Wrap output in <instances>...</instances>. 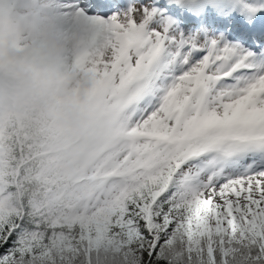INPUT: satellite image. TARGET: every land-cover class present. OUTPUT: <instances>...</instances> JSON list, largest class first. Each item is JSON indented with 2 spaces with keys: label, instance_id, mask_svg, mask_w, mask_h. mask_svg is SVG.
<instances>
[{
  "label": "snow or ice",
  "instance_id": "snow-or-ice-1",
  "mask_svg": "<svg viewBox=\"0 0 264 264\" xmlns=\"http://www.w3.org/2000/svg\"><path fill=\"white\" fill-rule=\"evenodd\" d=\"M61 7L42 139L0 119V264H264V0Z\"/></svg>",
  "mask_w": 264,
  "mask_h": 264
},
{
  "label": "clouds",
  "instance_id": "clouds-1",
  "mask_svg": "<svg viewBox=\"0 0 264 264\" xmlns=\"http://www.w3.org/2000/svg\"><path fill=\"white\" fill-rule=\"evenodd\" d=\"M63 0H0V119L37 139L49 106L74 73L79 37ZM56 153L45 159L55 161Z\"/></svg>",
  "mask_w": 264,
  "mask_h": 264
}]
</instances>
